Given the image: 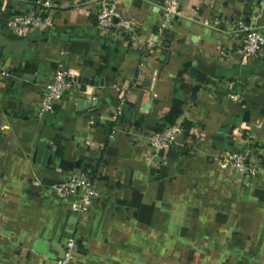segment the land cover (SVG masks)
Returning a JSON list of instances; mask_svg holds the SVG:
<instances>
[{
    "label": "crops",
    "instance_id": "1",
    "mask_svg": "<svg viewBox=\"0 0 264 264\" xmlns=\"http://www.w3.org/2000/svg\"><path fill=\"white\" fill-rule=\"evenodd\" d=\"M35 1L0 0V264H55L71 241L72 264H264V163L249 181L222 162L264 160V52L243 60L230 25L264 36V0H182L157 50L160 0H114L133 37L97 27V0L10 29ZM58 71L79 87L45 119ZM171 125L177 147L152 156L144 137ZM84 169L97 196L80 212L53 188Z\"/></svg>",
    "mask_w": 264,
    "mask_h": 264
},
{
    "label": "built area",
    "instance_id": "2",
    "mask_svg": "<svg viewBox=\"0 0 264 264\" xmlns=\"http://www.w3.org/2000/svg\"><path fill=\"white\" fill-rule=\"evenodd\" d=\"M197 1L208 10H213L216 0ZM181 6L182 0H160V18L156 27L157 40L147 43L149 49L155 48L157 50L161 47L160 43L165 40L166 32L173 25L175 18L184 15ZM54 8L51 0H36L24 15L10 21L8 27L22 32L30 29L40 32L46 31L51 27ZM95 21L98 28L113 31L123 36L133 37L137 32L134 23L121 14L114 0H97ZM230 25L232 31L241 37L238 52L243 60L255 58L264 52V36L255 31L250 24L237 20ZM219 54L225 59L228 58L229 51L223 49L220 50ZM78 87L79 81L75 76L65 71L56 72L42 94L39 113L51 112L56 104ZM228 98L236 101L239 96L231 94ZM120 114L121 111L118 108L114 112V119H117ZM182 131L180 126L171 125L162 130L148 133L144 140L152 156H162L177 147V138ZM222 162L232 172L250 181L263 171L262 163L264 160L258 159L250 152L239 150L226 153ZM53 192L59 202H69L73 209L80 212L86 211L97 196L92 180L82 171L72 174L66 182L57 184L53 188ZM74 251V244L71 241L67 244L63 257L58 258L55 264H72Z\"/></svg>",
    "mask_w": 264,
    "mask_h": 264
},
{
    "label": "trees",
    "instance_id": "3",
    "mask_svg": "<svg viewBox=\"0 0 264 264\" xmlns=\"http://www.w3.org/2000/svg\"><path fill=\"white\" fill-rule=\"evenodd\" d=\"M183 130L187 131L189 129V125L188 124H184L182 126ZM61 148L60 146H58V151H57V154L60 156V153H61ZM83 172L88 176V178H92V174L89 172L88 169H84ZM92 180V179H91Z\"/></svg>",
    "mask_w": 264,
    "mask_h": 264
},
{
    "label": "water",
    "instance_id": "4",
    "mask_svg": "<svg viewBox=\"0 0 264 264\" xmlns=\"http://www.w3.org/2000/svg\"><path fill=\"white\" fill-rule=\"evenodd\" d=\"M51 115H52V114H51L50 112H46V113L43 114V118H45V119H46V118H50ZM41 153L43 154V152H41Z\"/></svg>",
    "mask_w": 264,
    "mask_h": 264
}]
</instances>
